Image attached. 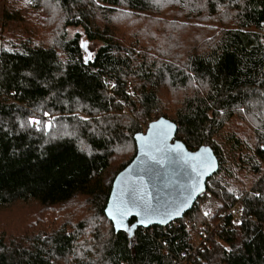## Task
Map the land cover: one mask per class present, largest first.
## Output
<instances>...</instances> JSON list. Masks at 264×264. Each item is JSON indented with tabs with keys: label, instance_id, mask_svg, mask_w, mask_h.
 Listing matches in <instances>:
<instances>
[{
	"label": "trees",
	"instance_id": "obj_1",
	"mask_svg": "<svg viewBox=\"0 0 264 264\" xmlns=\"http://www.w3.org/2000/svg\"><path fill=\"white\" fill-rule=\"evenodd\" d=\"M19 1L12 12L1 4L14 40L0 46V264H179L207 224L200 207L210 197L218 203L210 219L222 225L193 264H264V0ZM125 17L162 25L151 45L142 30L117 35ZM68 28L78 31L69 38ZM29 117L41 123L29 126ZM159 118L176 124L188 150L209 147L219 169L181 220L137 228L130 239L104 210L113 179L134 158V136ZM234 120L246 125L241 134ZM235 203L238 224L222 217ZM58 210L72 213L40 222Z\"/></svg>",
	"mask_w": 264,
	"mask_h": 264
},
{
	"label": "water",
	"instance_id": "obj_2",
	"mask_svg": "<svg viewBox=\"0 0 264 264\" xmlns=\"http://www.w3.org/2000/svg\"><path fill=\"white\" fill-rule=\"evenodd\" d=\"M164 121V123H160ZM168 124L173 125L172 130L168 133L169 138L164 140L163 150L156 151V146L159 145V141L162 139L163 133L168 131ZM153 125H155L153 127ZM177 126L174 122L159 118L150 122L143 133L136 134L134 136L136 152L131 162L120 171L112 181L111 190L108 197V201L105 209L111 208L118 198H122L124 201H128L131 196L127 191H124L121 196V190L125 188V185L132 181L143 180V184H137L138 189L142 188L147 194V199L154 209L161 211L175 207L177 204L183 202L191 192V185L199 179L200 188L202 192H198L188 201V206L181 212L179 217H174L166 225L158 223H151L147 227H144L137 223L139 217L134 219V223L137 224L136 228L131 229L129 232L121 231L120 228L114 225V222L109 219L106 211L104 215L106 219L112 224L115 233L125 232L130 239L133 238L134 232L137 228L147 229L153 226L165 227L168 224L181 220L183 216L192 210L194 204L206 189V182L209 178L215 175L219 169V163L215 157L213 151L203 146L195 151H190L179 140H176ZM137 136L142 137V140H137ZM144 144V150H141V144ZM179 143L181 153H187L188 157H183L182 154L178 155L176 152L168 151L169 148H173ZM201 149H207L206 152H201ZM147 152L150 155H155L161 163L149 160V156L144 153ZM201 160H208L211 162L212 167L206 169V174L202 177H197L194 168L201 170ZM133 217L129 216L125 218V226L129 225V221ZM154 220L159 217H153Z\"/></svg>",
	"mask_w": 264,
	"mask_h": 264
},
{
	"label": "snow or ice",
	"instance_id": "obj_3",
	"mask_svg": "<svg viewBox=\"0 0 264 264\" xmlns=\"http://www.w3.org/2000/svg\"><path fill=\"white\" fill-rule=\"evenodd\" d=\"M81 47L84 48L87 51V46L85 42H81ZM92 54L89 52L88 55L84 58V62L87 64L89 61L92 60ZM30 75V74H25ZM115 87V85H113ZM264 95V94H262ZM45 116L48 115L47 112L44 114ZM80 119H86L85 117H81ZM41 123V121L35 119L34 117H29L27 120V124L29 126H38ZM160 123H164V121H161ZM155 125H153L154 127ZM23 128L24 125H21ZM49 127H51L50 124L45 123L44 128L47 130ZM173 125L168 124V131L163 133L162 139L159 141V145L156 146V151L160 152L163 150V144L164 140L169 138L168 133L172 130ZM39 131V127L36 129ZM142 137L137 136V140H142ZM145 145L141 144V150H144ZM182 146L177 143L173 148H169L168 151L170 152H176L178 155H181L183 157H188L187 153H181ZM207 149H201V152H206ZM145 155L149 156V160L155 161L156 163H161L162 161L157 158L155 155H150L149 153L145 152ZM191 158V157H188ZM201 170H197L196 168L193 169L194 172H196V176L202 177L206 174L205 170L212 167L211 162L208 160H201ZM137 184L142 185L143 180H137L132 181L131 183H128L125 185V188L121 190V196L124 191H127L131 198L128 201H124L122 198H118L117 201L114 203V205L109 208L105 209L108 217L110 220L114 222V225L118 228H120L121 231L129 232L131 229L136 228L137 224L133 223L128 226H125L124 221L126 217H133V219L139 217L137 220V223L147 227L151 223H158L161 225H166L169 221H171L174 217H179L181 215V212L188 206V201L192 199L194 195H196L198 192H202L203 190L200 188L199 179L195 181L190 187L191 192L189 196L180 204H177L175 207L165 209L163 211L159 209H154L150 203V200H148L147 194L143 191L142 188L138 189L136 187ZM228 191L231 193L232 189L229 188ZM257 197L260 196L259 193L255 194ZM238 198V197H237ZM208 213L205 212L204 215H207ZM153 217H159V219L154 220ZM234 223H240V221H235ZM225 251H230V249H225Z\"/></svg>",
	"mask_w": 264,
	"mask_h": 264
},
{
	"label": "rangeland",
	"instance_id": "obj_4",
	"mask_svg": "<svg viewBox=\"0 0 264 264\" xmlns=\"http://www.w3.org/2000/svg\"><path fill=\"white\" fill-rule=\"evenodd\" d=\"M2 1L3 0H0V46L3 47V48H8L10 47V41H13L14 40V37L13 35H11V33L9 31H7L6 29H3L2 28V15H1V12H2ZM6 3L8 4V6L10 8H8V12H12L13 10L17 9L19 4H21L22 2L19 1V0H5ZM12 3H15L14 5H11ZM26 8H31L29 6L26 5ZM34 14V17H37V15L35 13ZM147 16V15H146ZM26 17V20L27 21H30L28 16H25ZM40 17L41 18H44V15L40 14ZM149 17L151 18H154L157 20H165L167 22H177V23H182L181 20H178L176 18H172V17H163L162 15L160 14H156V15H149ZM126 19L125 20H122L120 21L122 24L121 25H118L116 24L117 26V29H116V33L117 35H121L125 38H130L129 36H132L134 34V32H139L142 30L141 34L143 36H145L143 39L144 42H146L147 44L151 45V37L156 34V30H160V26H162L161 24H155V23H152V22H147L146 20L143 21V20H136L134 18H130V17H125ZM9 25V28L10 29H15L18 28V23H8ZM157 25V26H156ZM190 25V24H188ZM160 28V29H158ZM67 35L69 38L73 37V35L75 33H77L78 30H75L73 28H68L67 30ZM164 31V28L159 31V34H162V32ZM261 33L264 35V30L261 31ZM188 34H190V30L189 29H184L182 30V33H181V38L187 40L188 39ZM189 41V39L187 40ZM89 47V45H87ZM173 98L174 96L172 95V93L170 92H167L165 94V96L163 97V105H164V108L166 109H170L174 106V101H173ZM156 115V113L153 114V116ZM154 118V117H153ZM154 121V120H152ZM242 125L243 127L247 128L246 125L243 123H238V121L234 120V122H232L231 124V129L232 131H234L236 134L239 132L241 134L243 128L240 126ZM146 128H144V131H145ZM127 151L125 149L122 148V150L119 151V149L116 148V154H117V157L122 158V157H125V156H128L127 154ZM242 153H244V151L241 149V148H238V150L236 151V154L234 156V159H238L239 157H241ZM116 164H118V158H116V161L113 163V165L111 167H114ZM112 169H110L108 171V173H112L111 171ZM73 203L77 204L79 203V199H75L74 201H72ZM72 205V204H71ZM218 207V203L216 204L214 202V199H212L210 197V201H208L206 204H203L201 207H200V214L203 218H206L207 216H211L213 215V213H215L214 211L216 210V208ZM17 208L19 209H23L21 208L20 206H18ZM68 209H72L71 208H68ZM29 212V213H28ZM30 209H27V211L25 212L26 215L25 216V219L27 220H31L34 215L33 213L30 214ZM207 212L208 214L207 215H204V213ZM69 213H72L71 210H68L67 212H60V210H58V212H50V211H43L42 212V219L40 222H42L45 226H47V224L50 222V221H54V220H57L58 222H62L64 219H67L69 218ZM77 221V220H76ZM74 221V223L76 222ZM214 221V220H213Z\"/></svg>",
	"mask_w": 264,
	"mask_h": 264
},
{
	"label": "built area",
	"instance_id": "obj_5",
	"mask_svg": "<svg viewBox=\"0 0 264 264\" xmlns=\"http://www.w3.org/2000/svg\"><path fill=\"white\" fill-rule=\"evenodd\" d=\"M207 195L208 193L204 191L200 197H205ZM242 210H243L242 204L235 203L227 210L225 214L222 215V217L228 215L231 217L233 224H237L234 222L240 220ZM221 225H222L221 221L216 224L214 223L213 220L210 219V217H208L207 224L200 226V228L198 229L199 232L195 235V240L190 244V247L181 252L180 259L183 262L181 261L179 262V264H193L194 262L199 261L200 260L199 252L202 249L209 248L208 239L211 237V235L213 236V234H211L213 229H214V233L215 232L217 233L216 228ZM161 228L164 229L165 227H161ZM189 228H191V224H187V229ZM227 230H229V228H227Z\"/></svg>",
	"mask_w": 264,
	"mask_h": 264
}]
</instances>
